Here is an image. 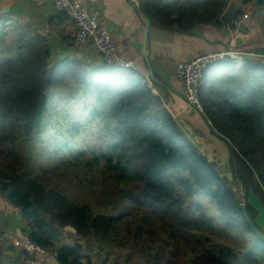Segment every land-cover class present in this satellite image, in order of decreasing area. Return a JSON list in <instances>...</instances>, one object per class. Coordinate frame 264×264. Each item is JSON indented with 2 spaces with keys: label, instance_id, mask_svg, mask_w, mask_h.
Here are the masks:
<instances>
[{
  "label": "trees",
  "instance_id": "1",
  "mask_svg": "<svg viewBox=\"0 0 264 264\" xmlns=\"http://www.w3.org/2000/svg\"><path fill=\"white\" fill-rule=\"evenodd\" d=\"M237 13L227 9L217 25H230ZM200 96L212 131L227 141L232 178L243 185L244 202L153 93L144 73L57 57L35 24L0 15V196L21 212L24 228L16 236L30 234L58 264H93L96 247L97 253L111 251L130 236L139 242L147 230L143 224L153 234L155 223L165 244L142 246L150 264H264V231L248 202L252 193L264 205V63L245 57L240 66L232 59L209 64ZM63 98L68 107L62 108L73 109L74 119L67 117L71 134L56 124L62 137L53 150L46 146L58 156L50 174L51 167L34 160L46 156L44 147L38 150L47 129L42 124ZM90 124L97 150L75 151L74 135ZM87 168L93 171L90 180L81 177ZM74 172L80 188L99 182L107 186L105 194L112 190L115 215L71 199ZM55 174L71 179L63 183ZM134 215L140 220L129 219ZM126 220L123 235L119 228ZM66 225L84 241L63 243ZM11 238L7 248L0 244V264H32L45 256L18 252Z\"/></svg>",
  "mask_w": 264,
  "mask_h": 264
},
{
  "label": "crops",
  "instance_id": "2",
  "mask_svg": "<svg viewBox=\"0 0 264 264\" xmlns=\"http://www.w3.org/2000/svg\"><path fill=\"white\" fill-rule=\"evenodd\" d=\"M90 11H96L110 28L135 67L146 76L154 94L172 113L184 132L210 160L229 167L227 141L212 131V122L189 106L182 92V77L178 65L204 52L232 46L245 51L247 58L260 57L255 50H264V0H85ZM226 1V6L223 4ZM210 6L206 14L205 6ZM1 13L6 17L22 18L35 24L47 36L57 57L77 56L86 62H102L92 39L76 43L75 25L57 12L50 3L35 0H2ZM187 15L185 10H189ZM227 9L237 14L250 11L251 18L236 36L229 33L223 22ZM147 22L149 28L147 31ZM70 25V26H68ZM209 121H208V120ZM248 202L258 210L257 223L264 231V206L252 193ZM18 208L0 196V244L9 246L7 239L23 230ZM10 240V239H9ZM30 260V258H29ZM32 264H58L47 256L35 257Z\"/></svg>",
  "mask_w": 264,
  "mask_h": 264
},
{
  "label": "built area",
  "instance_id": "3",
  "mask_svg": "<svg viewBox=\"0 0 264 264\" xmlns=\"http://www.w3.org/2000/svg\"><path fill=\"white\" fill-rule=\"evenodd\" d=\"M38 4L50 3L57 12L65 14L76 25L75 40L85 43L92 39L102 62L109 65H117L124 68H134V61L125 53L121 45L115 39L110 28L101 20L96 11H90L85 0H35ZM2 0H0V3ZM1 13V9H0ZM250 11L242 12L232 19L228 25L232 36L239 34L251 18ZM70 26V25H68ZM247 53L232 46L199 54L189 60L182 61L178 65V72L182 77V92L189 106L203 112V104L200 96V84L205 68L218 60H237L240 66ZM264 63V55L261 56ZM214 168L220 176H225L226 171L220 161L214 162ZM12 244L18 252L29 255L42 254L51 256L48 249L36 243L30 234L26 233L23 238L13 236Z\"/></svg>",
  "mask_w": 264,
  "mask_h": 264
},
{
  "label": "rangeland",
  "instance_id": "4",
  "mask_svg": "<svg viewBox=\"0 0 264 264\" xmlns=\"http://www.w3.org/2000/svg\"><path fill=\"white\" fill-rule=\"evenodd\" d=\"M62 102L58 103V104H53L51 106V108L49 109L51 115L47 118V120L44 121V124L47 125V129L46 132L44 134H40L43 138V140H40L38 143V150L40 149V147H44L46 150L47 148L50 150L54 149V140L56 138L62 137V133H68L71 134V131H69L68 129V122L70 121L67 117L72 118L74 113V110L70 108H62V106H67V99H61ZM68 107V106H67ZM204 108V107H203ZM69 115V116H68ZM56 124H60L59 127H61L62 133L61 131H55V126ZM75 124V123H74ZM83 130L80 129L78 130L79 132H77L74 137V139H77V142H74V150L75 151H79V150H83L86 149L87 152H90L91 149L97 150L98 148V143L95 142V135H93L91 132H93V125L90 124L89 126H83ZM66 139H72V135L67 136ZM45 145V146H44ZM47 146V148H46ZM55 152H48L46 153L45 157L42 156H36L35 160H34V164H46L47 167H51V170H49V173L51 174L52 168L55 166V164L57 163L56 161L58 160V156ZM215 162V161H214ZM222 164V162H221ZM223 168L226 171V175L229 177L230 180V184L234 186V188L236 190H238L239 195H240V199L242 202H244V198L242 197V195L240 194V188H239V184L237 186V183L234 181V179L232 178V172H231V168L230 165L228 166H224ZM75 169V168H74ZM89 171V174H85L82 175L81 177L85 178V177H89L88 180L92 179V173L93 171L90 170L89 168H87ZM59 173H61V171H59ZM57 177V179L61 180L63 183L65 181V178H68L69 180L71 179V174L69 175H65L62 178H59L58 174H55L53 176V179H55ZM87 180V181H88ZM74 181H76L75 179V172H74ZM79 179H77V183H72V185L74 186V188L72 189V185H70V188L68 189V193L71 192V199H73L74 201L77 200L79 202H84V203H88L92 206V208L94 209V211H100L103 213H106L108 216H113L116 214V211H113L111 208L112 203H110V197L108 196V194L112 193V190L109 188V190L107 191V193H104V190H107V186L97 182L96 184H87L85 185L83 188H80L78 186L80 182H78ZM99 191L96 193L95 191L98 190ZM264 206V205H263ZM126 219H128V216H126ZM129 219H132V221H138L140 220V217L137 216H131ZM126 222V223H125ZM125 222H121L120 223V233H122L123 235L125 234L126 231V224H127V220ZM134 228H136L135 224H132ZM143 226L145 227V229H149V226L143 224ZM132 228V227H131ZM132 228V230L134 231L135 229ZM152 230L154 231L153 234L148 233L147 230H145L144 234H143V238L140 239L139 242H135L133 238L127 239L125 241V244H118L116 243L115 246L112 248L111 251H104V252H99L97 253L99 250L96 246V249H94L92 251V254L95 256L94 260L96 259V261L93 264H150V261L147 257V255H145V252L141 249L142 246L148 248L149 246H155V248H158L159 246L164 245V241L163 239L161 240V238H164L165 235L162 234V228L160 226V224H152L151 225ZM64 235H63V243L66 244H73L74 242L81 240L84 241L77 233L75 228H73L71 225H66L64 228ZM126 239V238H124ZM154 251V250H153ZM97 254V255H96Z\"/></svg>",
  "mask_w": 264,
  "mask_h": 264
},
{
  "label": "water",
  "instance_id": "5",
  "mask_svg": "<svg viewBox=\"0 0 264 264\" xmlns=\"http://www.w3.org/2000/svg\"><path fill=\"white\" fill-rule=\"evenodd\" d=\"M148 28H149V22H147V31H148ZM254 53L264 55V50H262V49L261 50H255ZM238 184H239V188H240V191H241L240 194L242 195V197L245 200L246 199V193L244 192L243 185L240 182ZM242 206L244 208L245 203H242Z\"/></svg>",
  "mask_w": 264,
  "mask_h": 264
}]
</instances>
